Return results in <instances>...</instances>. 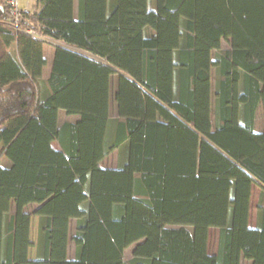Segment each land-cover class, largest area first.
I'll use <instances>...</instances> for the list:
<instances>
[{"label": "trees", "instance_id": "obj_1", "mask_svg": "<svg viewBox=\"0 0 264 264\" xmlns=\"http://www.w3.org/2000/svg\"><path fill=\"white\" fill-rule=\"evenodd\" d=\"M108 6L77 0L74 16L73 0H34L14 23L0 0V264H264V0ZM27 29L66 45L52 44L47 78L46 41Z\"/></svg>", "mask_w": 264, "mask_h": 264}, {"label": "rangeland", "instance_id": "obj_2", "mask_svg": "<svg viewBox=\"0 0 264 264\" xmlns=\"http://www.w3.org/2000/svg\"><path fill=\"white\" fill-rule=\"evenodd\" d=\"M20 1V6L22 8H27L28 4L29 6H31V4L33 3V0H19ZM74 2V7H73V14L74 16H76L77 14V0H73ZM115 2V0H108V8L110 7V5L112 6V4ZM148 6L149 8H153L154 7V0H148ZM31 7H29V9H31ZM46 41V46L47 45H52V44H60L63 46H66L65 44H62L59 41H54L51 39H47ZM221 49H229L230 45L228 40H222L221 41V45H220ZM217 53V51H213L212 52V56H214ZM116 78V75L113 76V79ZM215 82V69L212 68L211 70V83L212 86L214 85ZM212 104H213V99H212ZM64 120L67 119H59V122H62ZM211 120L212 122L214 121V115L213 112L211 113ZM262 112L260 109H258L256 111L255 114V121H254V128L257 131H260L262 129ZM54 146L57 147L56 143H53ZM122 148L120 149H114L112 152H110L108 155H106L105 157H103V159L101 160V164L103 167H116L117 165L120 164V160L122 159ZM260 190L261 187L257 184L254 183L252 185L251 188V196H250V207H249V225L251 227L256 226L257 223V206L259 203V194H260ZM32 209V207H28L27 210L30 211ZM100 209L101 212L104 215H108V210H109V203L108 201L103 200L101 202L100 205ZM35 217V216H34ZM32 218L31 222H30V239L33 243V246H31L29 248V252L28 255L30 258L34 259L36 257V253H37V225H38V220L37 218ZM75 219H71L70 223H69V241H68V248H67V256L68 258H73L74 256V245L73 242L71 241V237L74 234L75 231ZM188 229H190L188 227ZM218 235H219V230L218 228H210L208 231V243H207V248H208V252L210 254H215L217 252V245H218ZM135 247V244L130 245L128 248H126L123 251V259L124 261L128 262L131 259L132 256V250ZM240 264H251V262L249 260H246L244 258L241 259Z\"/></svg>", "mask_w": 264, "mask_h": 264}, {"label": "crops", "instance_id": "obj_3", "mask_svg": "<svg viewBox=\"0 0 264 264\" xmlns=\"http://www.w3.org/2000/svg\"><path fill=\"white\" fill-rule=\"evenodd\" d=\"M28 1V0H27ZM34 4V0H33V3L31 4V6ZM19 5H20V1H19ZM29 6L28 4V7L27 8H23V9H29ZM21 7V6H20ZM22 8V7H21ZM53 54H54V48L52 45H45L44 46V56L46 58V64L44 65L43 67V70H42V77L43 78H47L48 75H49V72H50V68H51V62H52V58H53ZM117 78V77H116ZM116 78L113 79V76L111 77V81H110V94H109V116L110 118H116L117 116V109H116V103L114 101V93L116 91ZM79 118L78 115L76 114H66V112L64 110H59L58 112V119H67V121H71V122H74L76 121L77 119ZM65 121V120H64ZM53 143H56L55 141L52 142V146L54 148H57L56 146L53 145ZM57 144V143H56ZM0 162L2 164H5L7 165L8 164V161L6 158H4L3 156L0 157ZM100 165L102 166L101 162H100ZM103 167V166H102ZM111 168V167H110ZM35 204H32L28 207H34L35 208ZM32 210H30L29 212H31ZM34 217V215L31 217V220L32 218ZM36 217V216H35ZM34 217V218H35ZM37 218V217H36ZM71 221V220H70Z\"/></svg>", "mask_w": 264, "mask_h": 264}, {"label": "built area", "instance_id": "obj_4", "mask_svg": "<svg viewBox=\"0 0 264 264\" xmlns=\"http://www.w3.org/2000/svg\"><path fill=\"white\" fill-rule=\"evenodd\" d=\"M5 4L9 12V17H8L9 21L16 23L20 18L22 12V8L19 5V0H5ZM25 31L35 37L41 38L44 41L48 39L31 29H27Z\"/></svg>", "mask_w": 264, "mask_h": 264}, {"label": "water", "instance_id": "obj_5", "mask_svg": "<svg viewBox=\"0 0 264 264\" xmlns=\"http://www.w3.org/2000/svg\"><path fill=\"white\" fill-rule=\"evenodd\" d=\"M69 48H70V47H69ZM71 49L75 50L76 52H79V53H82V54H84V52H82L81 50L74 49V48H71Z\"/></svg>", "mask_w": 264, "mask_h": 264}]
</instances>
